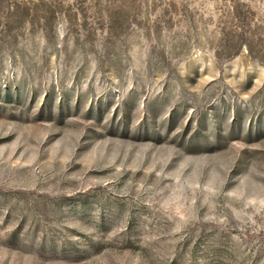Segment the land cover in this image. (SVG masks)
I'll return each instance as SVG.
<instances>
[{"label": "rangeland", "instance_id": "374dc122", "mask_svg": "<svg viewBox=\"0 0 264 264\" xmlns=\"http://www.w3.org/2000/svg\"><path fill=\"white\" fill-rule=\"evenodd\" d=\"M0 264H264V0H0Z\"/></svg>", "mask_w": 264, "mask_h": 264}]
</instances>
